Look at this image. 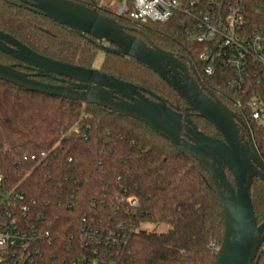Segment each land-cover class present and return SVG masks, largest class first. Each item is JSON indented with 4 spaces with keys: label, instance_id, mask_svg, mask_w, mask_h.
<instances>
[{
    "label": "trees",
    "instance_id": "1",
    "mask_svg": "<svg viewBox=\"0 0 264 264\" xmlns=\"http://www.w3.org/2000/svg\"><path fill=\"white\" fill-rule=\"evenodd\" d=\"M73 1L114 18L148 44L176 53L196 68L205 92L233 109L224 86L231 72L217 66L214 74L203 73L198 55L205 45L186 34L184 15L136 29L116 13L122 0ZM244 1L250 23L264 26V0ZM0 29L42 55L85 68H94L101 51L92 36L19 0H0ZM0 63L30 69L2 51ZM98 69L151 90L174 108L186 107L169 84L132 57L104 52ZM191 117L205 134L222 138L208 120L195 112ZM242 121L264 158L261 127ZM0 175V189L11 192L7 204L13 203L15 214L49 232L51 239L41 247L42 264H70L85 256L111 264H214L217 259L224 214L212 177L201 162L135 118L0 79ZM17 193L23 197L12 196ZM130 196L136 204L127 200ZM252 203L260 224L264 181L258 178ZM24 206L23 216L18 211ZM145 223L169 228L149 229ZM254 264H264V244Z\"/></svg>",
    "mask_w": 264,
    "mask_h": 264
},
{
    "label": "water",
    "instance_id": "2",
    "mask_svg": "<svg viewBox=\"0 0 264 264\" xmlns=\"http://www.w3.org/2000/svg\"><path fill=\"white\" fill-rule=\"evenodd\" d=\"M20 1L60 24L92 36L99 50L129 56L145 65L184 99L186 107L174 108L171 101L151 90L98 68L49 58L1 29L0 51L24 62L32 71L0 63V79L135 118L170 140L181 153L197 159L212 177L223 207V239L214 264H254L264 244V221L258 224L252 189L254 178L264 181V158L249 126L213 93L202 89L191 64L176 53L148 44L114 18L73 0ZM52 75L59 81H69L55 84L36 78ZM192 112L212 123L222 138L205 134L192 119Z\"/></svg>",
    "mask_w": 264,
    "mask_h": 264
},
{
    "label": "built area",
    "instance_id": "3",
    "mask_svg": "<svg viewBox=\"0 0 264 264\" xmlns=\"http://www.w3.org/2000/svg\"><path fill=\"white\" fill-rule=\"evenodd\" d=\"M116 13L130 19L136 29L144 23H165L177 14L184 15L186 34L205 45L198 55L203 73L212 75L217 66L231 72L224 83L225 96L233 106L230 109L238 120L244 117L260 126L264 139V26L250 23L244 0H122ZM2 178L0 175V183ZM10 195L0 189V264H42L41 247L51 239L49 232L22 221L13 203L7 204ZM12 196L23 197L19 193ZM127 200L137 203L133 196ZM27 210L24 206L18 212L24 216ZM70 264L111 263L85 256Z\"/></svg>",
    "mask_w": 264,
    "mask_h": 264
},
{
    "label": "rangeland",
    "instance_id": "4",
    "mask_svg": "<svg viewBox=\"0 0 264 264\" xmlns=\"http://www.w3.org/2000/svg\"><path fill=\"white\" fill-rule=\"evenodd\" d=\"M103 56H104V52L100 51L96 57L94 68H98L99 64L101 63V61L103 59ZM145 226L149 229H157L160 231H165L169 228L168 225H165V224L156 225L153 223H145Z\"/></svg>",
    "mask_w": 264,
    "mask_h": 264
},
{
    "label": "flooded vegetation",
    "instance_id": "5",
    "mask_svg": "<svg viewBox=\"0 0 264 264\" xmlns=\"http://www.w3.org/2000/svg\"><path fill=\"white\" fill-rule=\"evenodd\" d=\"M20 1V0H19ZM193 66V65H192ZM28 67V66H27ZM194 67V66H193ZM30 68V67H29ZM195 70H196V68H195ZM28 71H32V69L30 68ZM197 71V70H196ZM49 78H52L53 79V81H55V82H52V83H55V84H67L68 83V78H64V80L63 81H59V80H57L56 79V76L55 75H52L51 77H49Z\"/></svg>",
    "mask_w": 264,
    "mask_h": 264
}]
</instances>
